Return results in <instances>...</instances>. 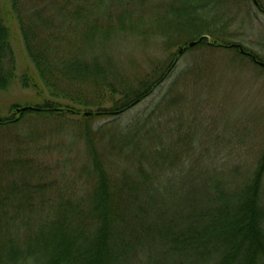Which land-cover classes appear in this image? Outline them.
<instances>
[{
	"label": "trees",
	"instance_id": "trees-1",
	"mask_svg": "<svg viewBox=\"0 0 264 264\" xmlns=\"http://www.w3.org/2000/svg\"><path fill=\"white\" fill-rule=\"evenodd\" d=\"M152 2L150 12L158 15V0H0V91L18 80L17 31L36 76L32 86L38 94L40 86L47 96L24 112L13 108L15 113L0 118V128L18 127L21 119L80 114L88 121L93 115L75 112V106L102 110L104 103L114 109L97 116H118L147 98L170 67L159 79L151 75L141 88L121 84L118 75L98 70L82 51L71 52L77 48L69 35L91 44L95 32L106 37L115 30L132 31L130 24L137 25L133 17L145 14ZM256 2L260 10L262 3ZM159 8L166 33L180 30L173 44L183 51L190 49L186 40L195 46L239 48L224 41L226 32L206 27L202 16L211 8L207 0H161ZM63 34L68 44L54 45ZM107 76L116 84H107ZM59 77L66 86H57ZM28 79L23 74L20 81L28 84ZM91 82L95 89L102 85L105 97L88 100L85 88ZM153 140L150 175L142 166L135 174L127 169L110 173L109 160L93 146L72 179L64 174L49 179L33 167L32 177L0 188V264H264V182L259 174L250 181L226 183L212 166L193 159L191 144ZM28 162L13 166L18 178L20 165ZM263 165L264 158L259 167Z\"/></svg>",
	"mask_w": 264,
	"mask_h": 264
},
{
	"label": "rangeland",
	"instance_id": "rangeland-1",
	"mask_svg": "<svg viewBox=\"0 0 264 264\" xmlns=\"http://www.w3.org/2000/svg\"><path fill=\"white\" fill-rule=\"evenodd\" d=\"M259 1L263 6L260 10L252 0H207L211 8L202 16L204 21L208 20L207 28L214 25L226 32L228 40L224 41L229 46L240 47L243 54L239 48L203 45L179 54L183 47L173 43L180 30L174 27L166 33L161 26V0H158V15L150 12L152 2L145 6V14L133 17L137 25L142 21L143 26L133 24L132 28L130 24L132 31L115 30L106 37L95 32V37L89 39L91 44H86L80 35H69L77 48L71 52L82 55V51L85 58L97 64L98 70L106 68V72L118 75L121 84L141 88L151 75H158L159 79L169 67L171 70L147 98L118 116H97L98 111H108L113 106L104 103L102 110L75 106V112L93 115L88 121L80 114L46 120L21 119L18 127L0 128V188L6 189L23 177H32L33 167H40V175L49 179H57L61 174L72 179L86 162L87 150L93 146L109 160L110 173L127 169L135 174L142 166L150 175L154 171V164L149 165L151 146L156 145L154 138L191 144L193 159L212 166L224 176L226 183L250 181L257 174L261 183L264 182V165L259 167L264 158V68L252 61L254 57L264 63V0ZM15 36L18 80L6 91H0V118L15 113V107L39 106L41 99L47 98L40 86L39 94L33 88L34 70L20 45L17 31ZM58 38L53 42L58 47H65L69 42L65 34ZM190 43L193 41L184 42ZM95 56L101 61L95 62ZM23 74H28L31 80L28 84L20 81ZM107 80V84H116L109 77ZM57 81L59 87L67 85L63 77ZM90 84V88H85L90 91L88 100L94 102L105 97L107 93L102 85L95 89ZM115 100L121 101L118 97ZM59 103L73 108L66 101ZM20 160L31 162L20 165L24 167L18 178L13 166ZM229 187L236 189L237 186L229 184Z\"/></svg>",
	"mask_w": 264,
	"mask_h": 264
},
{
	"label": "water",
	"instance_id": "water-1",
	"mask_svg": "<svg viewBox=\"0 0 264 264\" xmlns=\"http://www.w3.org/2000/svg\"><path fill=\"white\" fill-rule=\"evenodd\" d=\"M252 1H253L254 5L257 6L256 0H252ZM195 44H196L195 42L190 43L188 47L192 48L195 46ZM239 50L243 54V51L240 47H239ZM182 52H183V50H180L179 54H181ZM247 56H250V55H247ZM252 61H254V63L257 64L259 67L264 68V63L256 61L254 57H252ZM29 109H31V108L24 107V108L18 109L17 112H24V111L29 110ZM85 115H90V114L85 113Z\"/></svg>",
	"mask_w": 264,
	"mask_h": 264
}]
</instances>
